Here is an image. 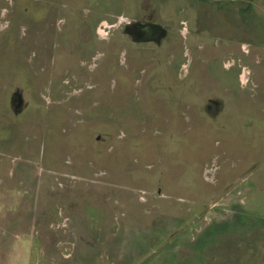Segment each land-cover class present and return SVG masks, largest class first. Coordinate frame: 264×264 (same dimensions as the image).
<instances>
[{
    "label": "rangeland",
    "instance_id": "374dc122",
    "mask_svg": "<svg viewBox=\"0 0 264 264\" xmlns=\"http://www.w3.org/2000/svg\"><path fill=\"white\" fill-rule=\"evenodd\" d=\"M0 264H264V0H0Z\"/></svg>",
    "mask_w": 264,
    "mask_h": 264
},
{
    "label": "crops",
    "instance_id": "0c3cea01",
    "mask_svg": "<svg viewBox=\"0 0 264 264\" xmlns=\"http://www.w3.org/2000/svg\"><path fill=\"white\" fill-rule=\"evenodd\" d=\"M199 35L201 36V35H204V33H199ZM259 54V53H258ZM211 55V54H210ZM215 60H217V57H214V59L212 60V68H210V70L209 71H207V72H211V73H213V74H215V75H217L218 73H219V79H218V83H219V86H215V84H212L211 86V88L212 89H215V88H220V89H223V91L224 90H226V89H228L229 90V83L230 82H228V80H229V78L232 76V74H236V78H235V84H237L238 83V85H239V76H238V74H239V67L238 66H234V67H230L229 65H223V63L222 64H220V65H217V63H215ZM214 61V62H213ZM209 62L211 63V60H209ZM240 68H243V66L242 67H240ZM246 68H247V66H246ZM242 72V71H241ZM241 81V80H240ZM224 93H225V91H224ZM219 98V99H218ZM220 100V99H222V98H220V97H217V96H214V95H212L211 94V96H209V97H207V100H206V104H208V106L209 105H212L213 104V100ZM216 237H213L212 239H211V241L212 242H215L216 241V239L218 238H216ZM210 241V242H211Z\"/></svg>",
    "mask_w": 264,
    "mask_h": 264
},
{
    "label": "built area",
    "instance_id": "2783aa9c",
    "mask_svg": "<svg viewBox=\"0 0 264 264\" xmlns=\"http://www.w3.org/2000/svg\"><path fill=\"white\" fill-rule=\"evenodd\" d=\"M247 69L246 68H243V75L245 74V73H249L248 71H246ZM248 78V77H247Z\"/></svg>",
    "mask_w": 264,
    "mask_h": 264
}]
</instances>
